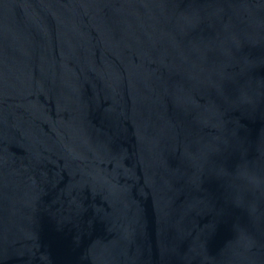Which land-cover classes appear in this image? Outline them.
Wrapping results in <instances>:
<instances>
[{"label":"water","instance_id":"95a60500","mask_svg":"<svg viewBox=\"0 0 264 264\" xmlns=\"http://www.w3.org/2000/svg\"><path fill=\"white\" fill-rule=\"evenodd\" d=\"M0 264H264V0H0Z\"/></svg>","mask_w":264,"mask_h":264}]
</instances>
